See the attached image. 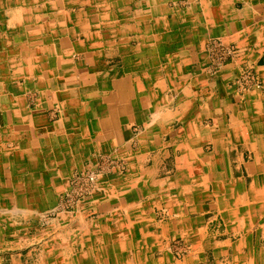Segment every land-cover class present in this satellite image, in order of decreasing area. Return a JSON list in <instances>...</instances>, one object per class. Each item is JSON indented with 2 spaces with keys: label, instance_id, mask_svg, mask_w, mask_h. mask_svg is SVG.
Wrapping results in <instances>:
<instances>
[{
  "label": "crops",
  "instance_id": "obj_1",
  "mask_svg": "<svg viewBox=\"0 0 264 264\" xmlns=\"http://www.w3.org/2000/svg\"><path fill=\"white\" fill-rule=\"evenodd\" d=\"M218 36L238 50L212 71L207 42ZM137 52L160 55L164 81L147 59L137 74L140 60L126 56ZM245 72L262 87H244ZM135 139L127 189L90 205L102 222L120 215L142 235L155 222L164 233L148 207L166 203V223L220 218L240 252L248 247L242 259L257 250L264 264V0H0V215L9 225L55 206L90 149L131 157ZM158 141L160 153L181 149L176 166L191 173L164 180L158 157L145 165ZM16 235L0 243V264L33 256L22 249L29 237Z\"/></svg>",
  "mask_w": 264,
  "mask_h": 264
},
{
  "label": "rangeland",
  "instance_id": "obj_2",
  "mask_svg": "<svg viewBox=\"0 0 264 264\" xmlns=\"http://www.w3.org/2000/svg\"><path fill=\"white\" fill-rule=\"evenodd\" d=\"M178 1L184 2V0ZM225 39V37L218 36L207 42L209 63L214 69L212 71L218 69L214 66H221L235 57L237 53L238 48L235 44H230ZM216 41L233 48V53H224L216 47L219 46ZM126 56L137 57L140 60L135 62L138 75L144 72L142 66H144V59H147L153 63L152 76L159 79L161 75V79L164 78V71L156 70V67L164 63V60L160 61V55L157 53H138ZM125 65L128 66L127 63ZM129 71L126 67L124 72L128 74ZM171 125L178 129L184 125V122L175 120ZM139 129L138 127L133 128L131 134L128 135H133L134 138ZM162 141L164 145L167 142L172 143L170 136L165 134ZM130 143L133 150H127H131L132 158L127 156L129 153L126 151L124 153L127 155L123 152L118 153V146L113 147L111 151L110 148L105 149L104 145H98L97 149L95 147L88 153L85 152L87 154L84 155L85 158L82 161L88 165V168L79 170L75 166L68 175L67 184L60 193L55 206L41 213L37 219H32V215L21 214L18 218L21 224L17 226L16 220L9 225L10 223L4 219L5 215H0V243L5 238H16L17 233L29 237L26 240L28 246L24 245L22 249L26 252L33 249V256H29L28 259L24 258L28 260L26 264H257L262 255H259L256 250L258 255L253 254L254 261L246 262L242 259L241 253H246L248 247L242 245L240 252L236 240L239 236L234 234L231 239H228L229 236L224 232V224L220 218L210 219L209 215H206L202 221L194 219L193 221L166 223L169 221L167 218L170 216L173 218V212L168 211L170 205L166 203L164 207L154 208L152 205L148 207V211L151 210L157 222L164 220V233H160L161 229L155 222L153 223V236L142 235L136 228L138 225L129 227L128 223H123L121 218L116 217L120 215L110 214L109 217H103L102 222L100 213L94 211V207L90 205L96 201L94 197L98 195H104V198H114L118 189H127L128 180L135 174L134 167L131 168L130 163L134 159L138 162L140 153V150H135L137 148L136 139ZM154 143L155 146L147 152L145 165H152L154 159L158 157L159 177H164V180L173 177L177 180L176 177L181 175L184 168L191 173L193 168L191 166L183 167L182 172L176 166L181 149H176L169 144V155H166L159 151L160 141ZM207 146H205L206 151L209 150ZM200 154L203 155L205 152L201 151ZM113 173L119 176L112 177ZM239 174V167L234 165V175L239 176ZM166 197H172L175 200L172 208L175 205L174 209H176L177 194L172 193ZM174 211L177 214L176 210ZM82 219H85L88 224ZM256 237L257 233L254 230L253 239L255 240ZM261 243H264V238ZM234 249L238 250L239 257L232 262L230 255L233 254ZM4 264H9V262L6 261Z\"/></svg>",
  "mask_w": 264,
  "mask_h": 264
},
{
  "label": "built area",
  "instance_id": "obj_3",
  "mask_svg": "<svg viewBox=\"0 0 264 264\" xmlns=\"http://www.w3.org/2000/svg\"><path fill=\"white\" fill-rule=\"evenodd\" d=\"M217 42V41H216ZM219 43L218 45L219 46H216L217 48L221 49L224 53H233V48L229 47V46H226L224 45L223 43L221 42H217ZM221 63V62H219ZM219 65V64H217ZM215 68H219L220 66H214ZM241 83L243 84V86H252L254 88H261L262 87V83L257 79V77L252 74L251 72H247L245 73L241 79H240ZM94 178V176H93Z\"/></svg>",
  "mask_w": 264,
  "mask_h": 264
}]
</instances>
